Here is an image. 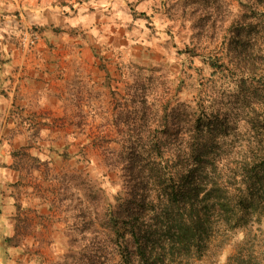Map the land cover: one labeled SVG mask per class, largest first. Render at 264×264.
<instances>
[{
    "label": "rangeland",
    "instance_id": "374dc122",
    "mask_svg": "<svg viewBox=\"0 0 264 264\" xmlns=\"http://www.w3.org/2000/svg\"><path fill=\"white\" fill-rule=\"evenodd\" d=\"M205 99L230 121L234 193L264 142V0H0V264H121L124 245L136 264L107 212L119 156L172 120L184 135ZM250 234L245 264H264V222ZM245 239L168 264H225Z\"/></svg>",
    "mask_w": 264,
    "mask_h": 264
},
{
    "label": "trees",
    "instance_id": "16d2710c",
    "mask_svg": "<svg viewBox=\"0 0 264 264\" xmlns=\"http://www.w3.org/2000/svg\"><path fill=\"white\" fill-rule=\"evenodd\" d=\"M192 113L195 119L184 135L182 126L172 120L170 140L130 144L117 161L123 188L115 196L117 205L112 209L107 204V212L114 233L123 241L130 239L136 264H168L187 255L202 258L216 233L235 229H242L246 239L225 264L252 259L242 250L251 241L253 224L264 222V142L241 164L237 174L241 187L233 193L224 178L221 151L222 139L231 130L228 116L206 99L199 100ZM250 123L262 128L258 120ZM252 239L257 248L264 241L260 236ZM120 256L121 264H132L126 245Z\"/></svg>",
    "mask_w": 264,
    "mask_h": 264
}]
</instances>
